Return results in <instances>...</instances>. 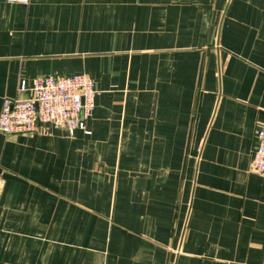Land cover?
Listing matches in <instances>:
<instances>
[{
  "label": "crops",
  "instance_id": "0c3cea01",
  "mask_svg": "<svg viewBox=\"0 0 264 264\" xmlns=\"http://www.w3.org/2000/svg\"><path fill=\"white\" fill-rule=\"evenodd\" d=\"M71 73L89 135L0 131V264H264V0H0V109Z\"/></svg>",
  "mask_w": 264,
  "mask_h": 264
},
{
  "label": "built area",
  "instance_id": "2783aa9c",
  "mask_svg": "<svg viewBox=\"0 0 264 264\" xmlns=\"http://www.w3.org/2000/svg\"><path fill=\"white\" fill-rule=\"evenodd\" d=\"M27 4L29 0H6ZM21 96L5 97L0 109V131L4 134L33 133L48 128L63 129L69 136L85 135L95 106L94 80L86 73L39 76L27 84L20 79ZM29 93V95H26ZM254 148L250 169L264 175V124L253 134Z\"/></svg>",
  "mask_w": 264,
  "mask_h": 264
}]
</instances>
